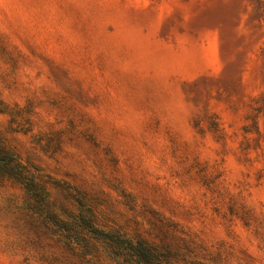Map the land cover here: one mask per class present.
I'll return each mask as SVG.
<instances>
[{"label":"rangeland","instance_id":"rangeland-1","mask_svg":"<svg viewBox=\"0 0 264 264\" xmlns=\"http://www.w3.org/2000/svg\"><path fill=\"white\" fill-rule=\"evenodd\" d=\"M0 145V264H264V0H0Z\"/></svg>","mask_w":264,"mask_h":264},{"label":"trees","instance_id":"trees-1","mask_svg":"<svg viewBox=\"0 0 264 264\" xmlns=\"http://www.w3.org/2000/svg\"><path fill=\"white\" fill-rule=\"evenodd\" d=\"M29 167L30 165L22 166L12 151L0 145V168L4 170L8 179L24 185L26 188H33L36 184L28 177ZM33 169L34 171L38 170L35 167ZM33 190L36 191L37 189ZM39 195L42 196V193ZM74 200L79 204L78 213H66L61 209L62 212L70 216L78 228L91 234L94 239L101 241L116 259L122 260L123 264H181L172 251L159 246L154 241L142 237L131 239L119 231L109 233L99 230L95 225L92 211L80 200ZM190 264L202 263L190 262Z\"/></svg>","mask_w":264,"mask_h":264}]
</instances>
